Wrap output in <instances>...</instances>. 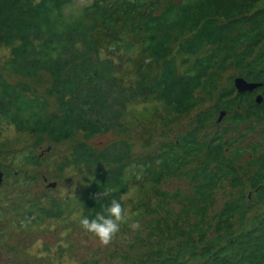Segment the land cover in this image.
Here are the masks:
<instances>
[{"label":"trees","instance_id":"16d2710c","mask_svg":"<svg viewBox=\"0 0 264 264\" xmlns=\"http://www.w3.org/2000/svg\"><path fill=\"white\" fill-rule=\"evenodd\" d=\"M262 2L0 0V47L9 50L0 62V132L6 124L33 135L30 148L73 141L56 171L75 166L91 173L77 196L79 220L94 218L113 198L123 206L122 195L143 178L155 185L182 176L191 187L185 215L194 220L186 227L163 228L160 245L150 249L152 264H264ZM102 29L109 32L107 41L123 36L118 49L134 50L136 42L147 56L136 67L134 84L120 87L119 65L99 55L95 35ZM178 62L186 65L184 70H177ZM230 68L237 75L224 82L222 75ZM235 75L259 85L238 92ZM42 76L49 79L43 93L24 80ZM146 97L162 102L167 115L196 108L193 128L147 153L134 151L128 139L88 142L114 130L126 132L127 138V106ZM222 110L224 125L217 121ZM78 133L83 139L74 137ZM223 190L226 197L216 205L215 195ZM153 191L159 207L178 193ZM49 203L41 208L42 216L64 214L60 203ZM162 213L157 220L163 221ZM159 226L163 223L154 228ZM172 231L177 240L165 242L164 233ZM138 244L142 252L149 243L143 237ZM78 264L99 263L84 259Z\"/></svg>","mask_w":264,"mask_h":264},{"label":"rangeland","instance_id":"374dc122","mask_svg":"<svg viewBox=\"0 0 264 264\" xmlns=\"http://www.w3.org/2000/svg\"><path fill=\"white\" fill-rule=\"evenodd\" d=\"M76 1L80 3L84 0ZM260 6H264V0ZM108 34L105 29L96 32L98 53L101 57H112L119 65L116 77L120 87L132 85L137 80L136 67L146 62L147 56L138 51L139 44L136 42H133L136 47L134 50L118 49L123 36L116 34L107 41ZM110 50L115 52H109ZM8 53V48L0 47V62L8 57ZM172 54L178 61L181 59L175 50ZM185 67L186 65L177 63L178 71L184 70ZM236 73V70L230 68L222 75V80L225 82L226 77ZM24 80L37 87L39 93H43L49 83L45 76L39 77L38 80ZM196 111L195 108L184 115H167L163 111L162 102L153 97L139 98L127 106L124 118V125L128 127L127 138L126 132L114 130L91 137L88 142L92 145L105 144L122 138L130 140L137 153L151 152L160 142H169L193 128L191 116ZM222 121L223 119L219 122ZM224 123L225 121L222 125ZM74 137L83 139L79 133ZM250 137L259 140L261 135L250 132ZM32 140L33 135L17 132L11 125L4 124L1 128L0 244L7 239L11 244L18 245L21 242H15L16 239H26V243L22 242L21 251L23 255L39 256L38 264H78L84 259H95L99 264H127L130 258L133 263L128 264H152L154 260L150 249H156L160 245L158 238L162 237L163 228L174 224L186 227L189 219H192L185 215L189 213L185 212V207L188 205V197L191 196V187L182 176L169 177L155 185L143 178L122 195L123 207L129 213L130 219L122 224L120 232L109 245L101 246L79 223L81 210L77 206V196L83 193L90 179V171L75 166L56 171V165L68 156L73 141L57 143L55 148H48L47 144L30 148ZM144 143H147V146L143 147ZM36 158L37 163L34 162ZM51 182L55 183L54 187L48 186ZM15 186L17 187L14 191ZM153 189L165 190L169 194L178 193L174 199L166 200V206L159 207L155 205L159 198L153 194ZM215 197L214 203L221 205L226 197L225 191H219ZM51 199L64 208L62 216H42L41 208L49 207ZM165 211V218L159 221ZM193 220L194 218L191 221ZM133 222H139L140 228L131 229L129 225ZM162 223L163 226L154 228L155 224ZM173 231L170 234L164 233L165 242L177 240ZM143 237L149 244L146 250L141 252L138 243ZM6 255H10V252ZM3 256L0 251V264H3Z\"/></svg>","mask_w":264,"mask_h":264},{"label":"clouds","instance_id":"9594fccd","mask_svg":"<svg viewBox=\"0 0 264 264\" xmlns=\"http://www.w3.org/2000/svg\"><path fill=\"white\" fill-rule=\"evenodd\" d=\"M130 215L120 200L113 198L97 212L94 218L83 216L79 223L83 230L92 234L101 246L109 245L120 232L122 224L127 223ZM133 230L139 229V222L129 225Z\"/></svg>","mask_w":264,"mask_h":264},{"label":"flooded vegetation","instance_id":"af4514ba","mask_svg":"<svg viewBox=\"0 0 264 264\" xmlns=\"http://www.w3.org/2000/svg\"><path fill=\"white\" fill-rule=\"evenodd\" d=\"M15 242H21L17 244H11L6 239L0 244V251L3 252L4 256L2 257L3 264H38L40 260L39 256L34 255H23L21 248L22 242L26 243V239H16ZM10 252V255H6V253ZM32 261H36L33 262Z\"/></svg>","mask_w":264,"mask_h":264},{"label":"water","instance_id":"95a60500","mask_svg":"<svg viewBox=\"0 0 264 264\" xmlns=\"http://www.w3.org/2000/svg\"><path fill=\"white\" fill-rule=\"evenodd\" d=\"M233 85L235 87V89H237L238 92H242V91H253L258 85L259 83H255L252 81H247L245 80L243 77L240 76H236L233 79ZM255 99L257 102H260L262 100V95L260 93L256 94ZM225 115V111L222 110L220 111L217 121L219 122L223 116ZM2 180V171H0V182ZM50 187H54L55 183L51 182L48 184Z\"/></svg>","mask_w":264,"mask_h":264}]
</instances>
